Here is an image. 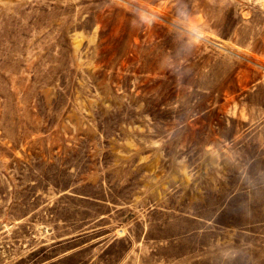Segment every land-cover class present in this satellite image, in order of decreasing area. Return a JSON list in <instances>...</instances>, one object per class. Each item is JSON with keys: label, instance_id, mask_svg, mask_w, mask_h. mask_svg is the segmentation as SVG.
<instances>
[{"label": "rangeland", "instance_id": "374dc122", "mask_svg": "<svg viewBox=\"0 0 264 264\" xmlns=\"http://www.w3.org/2000/svg\"><path fill=\"white\" fill-rule=\"evenodd\" d=\"M0 264H264V0H0Z\"/></svg>", "mask_w": 264, "mask_h": 264}]
</instances>
